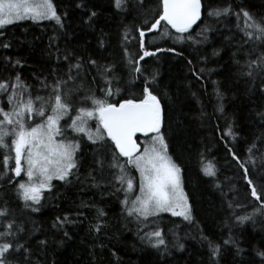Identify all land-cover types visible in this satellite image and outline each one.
<instances>
[{
    "label": "snow or ice",
    "instance_id": "6c2138e0",
    "mask_svg": "<svg viewBox=\"0 0 264 264\" xmlns=\"http://www.w3.org/2000/svg\"><path fill=\"white\" fill-rule=\"evenodd\" d=\"M112 4L117 12L129 11L128 0H112ZM145 5L146 0H132L131 11L138 12L143 22L131 29L126 27L120 45L123 50L121 63L128 72L127 84L139 87L142 82V94L138 99H115L125 84L123 75L117 73V62L101 63L93 56L84 59L73 50L60 49L58 44L55 45L57 65L51 73V82L47 78L40 81L46 95L37 92L33 97L18 73L12 80L0 79V95L6 96L8 103L7 111L0 108V150H3L0 152V181L12 186L24 213L40 211L43 193L51 192L54 180L70 185L75 179L81 184L90 183L94 188L101 187L103 181L114 193H123L119 203L125 226L134 225L140 242L165 256L170 252V244L177 251H183L184 245L174 232V239L168 241L157 218L162 213H169L192 223L194 217L189 197L182 187V168L170 155L162 103L153 91L157 73H147L141 62L156 56L157 52L175 55H183V52L175 48L148 50L146 33L159 31L162 24L167 26L161 32L162 37L187 44L198 54L205 66L200 67L199 72L193 71L192 75L203 82L201 74L212 71L206 69L209 59L219 57L221 53V48L212 47L209 55L203 46L210 43L209 33L218 32L235 49L232 60L236 65V77L248 86L247 91L264 99V16L258 17L245 5H235L228 0H215L214 3L210 0L207 4L204 0H159L155 10L146 9ZM74 7L81 9L85 5L74 0ZM67 15L58 14L54 0H0V29L25 20L33 23L52 21L55 31L60 33L65 30ZM96 15L94 10L91 11L84 23L91 27ZM233 19L236 21L235 30L231 27ZM202 20L207 23L195 31L193 26L199 27L198 22ZM221 28H227L228 32H221ZM135 34L139 39L138 52L129 50V38L136 40ZM58 38V35L50 38V47ZM0 47L9 49L11 44L2 43ZM99 47H105L103 38ZM257 47L259 54H256ZM61 59L63 65H67L66 70L59 63ZM5 63L13 68L21 65L19 60L13 62L7 57ZM188 63L191 65L192 61ZM212 83L216 85L217 81ZM215 92L218 99H223L219 88ZM217 111L223 113V105H219ZM36 117L41 118L39 122ZM89 121H95L94 130ZM252 122L261 131L250 141L245 138L248 155L243 160L225 142L227 153L243 170L246 201L250 196L255 202L251 205V213L232 212L237 226L264 216V106L255 109ZM137 133L150 137V143L146 142L138 155L134 140ZM237 135L231 123L221 133L222 139L229 137L233 141ZM85 138L94 146V155L91 170L81 178L78 153L82 152L81 144ZM129 167H134L139 174L138 191L135 178L128 175ZM201 172L206 177L216 178L211 163L202 161ZM22 174L26 179L17 181L15 178ZM215 186L220 188L219 184ZM228 208L233 209L234 204L229 202ZM82 209L94 212L88 231L100 240L112 225L106 211L95 203L81 201L75 209V219L69 214L57 216L52 224L55 232L40 238L35 231L26 229L9 202L5 201L0 206V264H48V252L52 246L62 247L72 239L68 226L82 224L81 217L87 219ZM225 227L230 235L222 242L200 234L202 246L207 248L209 264H220L219 257L225 247L229 251L235 248L237 256L243 251L231 233L230 225ZM255 252L259 260H252L250 264H264V251L257 249Z\"/></svg>",
    "mask_w": 264,
    "mask_h": 264
},
{
    "label": "trees",
    "instance_id": "16d2710c",
    "mask_svg": "<svg viewBox=\"0 0 264 264\" xmlns=\"http://www.w3.org/2000/svg\"><path fill=\"white\" fill-rule=\"evenodd\" d=\"M85 5L76 9L74 0H54L58 14L64 15L65 30L57 33L52 21L33 23L22 21L13 23L0 29V44L10 43L9 49L0 47V79L12 80L18 73L28 86L33 97L37 92L46 95L40 81L46 78L51 82V73L57 65L55 45L60 49L75 51L79 56L87 59L93 56L101 63L117 62V73L125 79L124 90L115 99L139 98L142 94V82L139 87L127 84L128 72L121 63L123 50L121 38L126 27L132 28L143 22L138 12L131 11L132 0H128V12H117L112 0H78ZM210 1H208L209 3ZM215 0L213 1V3ZM235 5H245L255 15L264 16V0H228ZM207 4V1L204 0ZM159 0H146V9L158 8ZM97 13L92 20L91 27L84 23L91 11ZM206 16V11L204 12ZM207 23L202 20L195 31ZM241 26L243 21L241 20ZM167 26L161 25L159 31L148 32L145 44L148 50L157 48H175L182 51L183 55H175L172 52H157L156 56L147 57L142 61L147 73H157L156 84L153 91L161 100L166 119L165 135L170 146V155L182 168L181 179L184 192L189 197V204L194 217L192 223H188L180 217L170 214H160L157 218L168 241L174 239L172 233L180 237V243L184 245L183 251H177L171 244L170 252L160 256L155 250L142 244L136 234L135 226H125L121 220L120 203L123 193H114L101 181V187L94 188L90 183L81 184L75 181L70 185L54 181L51 192L43 193L42 207L39 212L24 213L22 205L16 199L12 186L0 181V206L7 201L17 218L24 222L26 229L35 231L37 237L55 232L52 228L57 216L72 215L75 219V209L81 201L95 203L107 213V219L112 225L106 235L96 240L89 234V221L94 212L82 209L87 219L81 217L82 224L68 226L72 239L62 247L52 246L48 252V264H209V256L206 246H202L200 234L222 242L231 233L243 249L239 256L235 255V248L231 251L225 247L219 257L220 264H250L252 260H259L255 250L264 244V216H257L253 221L246 222L243 226H237L232 212L240 214L251 213L254 201L247 196L246 183L243 178V170L240 169L231 156L227 153V142L243 160L248 154L245 151L253 135H259L261 129L257 128L252 120L255 109L264 106V99L259 95L247 91V85L235 75L236 65L232 55L235 49L218 32L209 33L210 43L203 47L210 55L212 47L221 48L219 57L209 59L202 79L197 80L192 75L193 71L199 72L205 65L199 60L198 54L187 44H181L163 38L161 32ZM233 30L236 21L231 24ZM221 32L227 33V28H221ZM58 35V40L50 47V38ZM136 40L129 38V50L139 51L138 34ZM195 35V32H193ZM103 38L105 47H99V41ZM259 54V47L256 49ZM11 61L19 60L21 65L15 68L5 63V58ZM191 60L190 65L188 61ZM60 64L63 65L61 59ZM66 70L67 65H63ZM91 80V77L88 78ZM212 81H217L213 85ZM219 88L223 99H218L215 89ZM97 95L99 92L97 91ZM223 105V113L217 111V107ZM7 109L6 96L0 95V108ZM41 118L37 119L39 122ZM70 122V121H69ZM64 124V121L61 122ZM233 125L238 134L235 141L229 137L222 139L221 133L226 130L228 124ZM89 126L94 127L95 121H89ZM141 138L137 137V140ZM80 158L81 178L91 170L93 161V145L85 138L81 144ZM3 150H0L2 152ZM203 154V155H201ZM122 159V158H121ZM2 160V157H0ZM211 163L215 167L216 178L206 177L201 172V162ZM259 166V161H257ZM251 163L249 168H251ZM128 175L138 180V174L132 167L128 168ZM21 181L22 178H15ZM219 184L220 188L215 185ZM226 194V195H225ZM229 202L234 204L233 209L228 208ZM247 204V207L244 205ZM148 230V229H146ZM27 234V233H26ZM25 234V235H26ZM59 235H62L60 233ZM101 241L103 246H101ZM115 253V254H114ZM43 258V257H42Z\"/></svg>",
    "mask_w": 264,
    "mask_h": 264
},
{
    "label": "rangeland",
    "instance_id": "374dc122",
    "mask_svg": "<svg viewBox=\"0 0 264 264\" xmlns=\"http://www.w3.org/2000/svg\"><path fill=\"white\" fill-rule=\"evenodd\" d=\"M207 1V3H208V1H210V0H206ZM214 0H211V2H213ZM25 21H27V20H25ZM29 21H31V20H29ZM22 22V21H21ZM40 22H44V21H40ZM9 26V25H8ZM166 39V37H163V38H161V39H159V40H157V42H161V41H163V40H165ZM2 108V107H1ZM8 110V103H7V109L5 110V111H7ZM39 117H36V122H37V119H38ZM62 122V121H61ZM96 126V125H95ZM95 126L94 127H91L93 130L95 129ZM138 144H139V152H142L143 151V148H144V146H145V143L147 142V143H150V137H148V136H141V138H139L138 140ZM139 154V153H138ZM137 154V155H138ZM13 166H14V164H13ZM132 168H134V167H132ZM135 169V168H134ZM138 174V173H137ZM21 178H22V180H24V179H26L25 177H23V174H22V176H21ZM138 180H137V182H135V185H136V190L138 191V185H139V174H138ZM21 180V181H22ZM55 181V180H54ZM53 181V182H54ZM52 182V183H53ZM163 214V213H162ZM166 214H169V213H166ZM177 217H179V216H177ZM180 218H182V217H180Z\"/></svg>",
    "mask_w": 264,
    "mask_h": 264
},
{
    "label": "water",
    "instance_id": "95a60500",
    "mask_svg": "<svg viewBox=\"0 0 264 264\" xmlns=\"http://www.w3.org/2000/svg\"><path fill=\"white\" fill-rule=\"evenodd\" d=\"M200 23H201V21L198 22V25H199ZM196 26H197V25H194L193 28H195ZM140 136H143V135L137 133V134L134 136V140L137 142L138 150H139V144H138V141H137V137H140ZM138 153H139V151H138L136 154H138ZM122 159H124V158H122Z\"/></svg>",
    "mask_w": 264,
    "mask_h": 264
}]
</instances>
